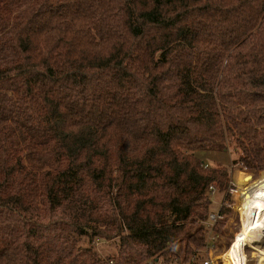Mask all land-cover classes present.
I'll use <instances>...</instances> for the list:
<instances>
[{
  "label": "trees",
  "instance_id": "1",
  "mask_svg": "<svg viewBox=\"0 0 264 264\" xmlns=\"http://www.w3.org/2000/svg\"><path fill=\"white\" fill-rule=\"evenodd\" d=\"M230 146L264 171V0H0V264H192Z\"/></svg>",
  "mask_w": 264,
  "mask_h": 264
},
{
  "label": "rangeland",
  "instance_id": "2",
  "mask_svg": "<svg viewBox=\"0 0 264 264\" xmlns=\"http://www.w3.org/2000/svg\"><path fill=\"white\" fill-rule=\"evenodd\" d=\"M197 155L200 159H202L209 166H218L223 165L227 167H233L232 163L237 158V153L234 151L232 146L229 147L228 151H198ZM264 171H248L245 169H239L237 166H234L231 171L232 185L233 189L231 194L228 197V200L225 201L226 192L223 191H214L211 195L212 203L210 206L211 215L218 216L220 207L223 203L227 204V212L225 217H220L218 221H222V232L216 234L215 231L210 233V228L206 229V238H207V246L200 248L198 250V258L196 261H192V264H203L205 261H209L210 264H227L226 258L227 254L230 251L231 245L234 239L238 236L239 231L242 227V217H241V199L246 194V189L249 187L250 183H252L257 178L263 174ZM247 173V174H244ZM247 175L252 176V180L250 182L245 181V177ZM243 179L244 185L240 187L238 183V178ZM237 189V197L235 199L234 204L231 206L232 196L234 191ZM224 201V202H223ZM240 205V207H239ZM239 207V210H238ZM208 226V225H207ZM82 241L86 243L87 238H82ZM119 240H110L105 242H97L95 243V248L99 251V253L103 257H108L116 254L118 249ZM230 246V247H229ZM253 246H259V242L256 241L253 243ZM260 247V246H259ZM262 247L264 248V239L262 241ZM229 248V249H228ZM261 248V247H260ZM228 249V250H227ZM227 250V253L221 255ZM246 254V264H259L258 258L260 253L257 252L253 247L247 246L245 247Z\"/></svg>",
  "mask_w": 264,
  "mask_h": 264
},
{
  "label": "bare ground",
  "instance_id": "3",
  "mask_svg": "<svg viewBox=\"0 0 264 264\" xmlns=\"http://www.w3.org/2000/svg\"><path fill=\"white\" fill-rule=\"evenodd\" d=\"M250 182L251 175L244 179ZM246 194L241 203L242 227L238 236L234 239L230 251L227 254V264H246L245 247L251 246L260 253L259 264H264V179L257 178L246 189ZM259 242V246L253 243Z\"/></svg>",
  "mask_w": 264,
  "mask_h": 264
},
{
  "label": "built area",
  "instance_id": "4",
  "mask_svg": "<svg viewBox=\"0 0 264 264\" xmlns=\"http://www.w3.org/2000/svg\"><path fill=\"white\" fill-rule=\"evenodd\" d=\"M218 216L211 215L210 222L207 223L208 228H210V233L212 231V228L214 227L215 222L217 221ZM203 264H210L209 261H205Z\"/></svg>",
  "mask_w": 264,
  "mask_h": 264
}]
</instances>
